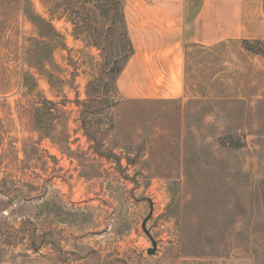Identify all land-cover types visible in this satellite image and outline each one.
I'll list each match as a JSON object with an SVG mask.
<instances>
[{
	"label": "rangeland",
	"instance_id": "obj_1",
	"mask_svg": "<svg viewBox=\"0 0 264 264\" xmlns=\"http://www.w3.org/2000/svg\"><path fill=\"white\" fill-rule=\"evenodd\" d=\"M120 8L0 0V264H264V39L124 99Z\"/></svg>",
	"mask_w": 264,
	"mask_h": 264
},
{
	"label": "crops",
	"instance_id": "obj_2",
	"mask_svg": "<svg viewBox=\"0 0 264 264\" xmlns=\"http://www.w3.org/2000/svg\"><path fill=\"white\" fill-rule=\"evenodd\" d=\"M133 52L116 77L124 99H172L184 91L185 49L264 39V0H120Z\"/></svg>",
	"mask_w": 264,
	"mask_h": 264
},
{
	"label": "trees",
	"instance_id": "obj_3",
	"mask_svg": "<svg viewBox=\"0 0 264 264\" xmlns=\"http://www.w3.org/2000/svg\"><path fill=\"white\" fill-rule=\"evenodd\" d=\"M118 1H120V0H118ZM121 17H122V25H123V15H122V12H121ZM123 27H124V25H123ZM124 31H125V34H126V37H127V40H128V44H129V50H128V53L125 55V57H124V62H125V60L132 54V52H133V48H132V45H131V42H130V40L128 39V36H127V33H126V30H125V27H124ZM258 43L259 42H261V41H259V40H256ZM243 43H244V47H246V48H249L248 46H249V44H250V41H248V40H243ZM124 62H123V64H124ZM123 64H122V66H123ZM122 66H121V68H122ZM121 68H120V70H121ZM120 70H119V72H120Z\"/></svg>",
	"mask_w": 264,
	"mask_h": 264
},
{
	"label": "water",
	"instance_id": "obj_4",
	"mask_svg": "<svg viewBox=\"0 0 264 264\" xmlns=\"http://www.w3.org/2000/svg\"><path fill=\"white\" fill-rule=\"evenodd\" d=\"M151 244H152V247L148 248V250H147V252H148L149 254L154 253V251L156 250V241L152 239Z\"/></svg>",
	"mask_w": 264,
	"mask_h": 264
}]
</instances>
